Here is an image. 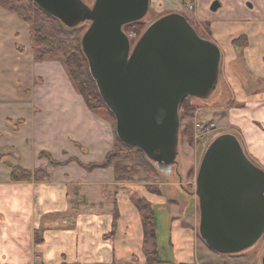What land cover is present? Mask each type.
<instances>
[{
    "label": "crops",
    "instance_id": "0c3cea01",
    "mask_svg": "<svg viewBox=\"0 0 264 264\" xmlns=\"http://www.w3.org/2000/svg\"><path fill=\"white\" fill-rule=\"evenodd\" d=\"M155 1L208 29L205 39L221 54L218 92L231 105L220 124L230 127L224 132L236 135L248 158L264 170V0H196L190 11L183 0ZM214 1L219 7L213 11ZM12 21L19 30L7 37L15 38L20 31L28 35L27 23L0 7V34ZM240 35L247 38L243 48L233 44ZM28 47L17 48L20 57L23 51L29 55L28 67L23 64L19 70L26 95L17 115L7 118L0 130V264H146L142 221L133 199L140 195L153 207L170 206L175 200L166 199L161 187L159 194L149 191L144 181L117 182L112 166L84 167L101 162L113 149V119L87 107L57 58L37 59ZM5 92L0 89V105L6 104ZM41 152L49 158L40 157ZM10 165L43 169L48 177L13 182ZM114 206L116 229L107 237ZM172 208L171 264L260 263L264 243L259 255L249 259L243 257L245 252L218 254L198 239L193 227L177 221Z\"/></svg>",
    "mask_w": 264,
    "mask_h": 264
},
{
    "label": "water",
    "instance_id": "95a60500",
    "mask_svg": "<svg viewBox=\"0 0 264 264\" xmlns=\"http://www.w3.org/2000/svg\"><path fill=\"white\" fill-rule=\"evenodd\" d=\"M67 27L82 23L81 48L115 120L117 137L141 149L160 172L179 177V106L217 88L221 54L187 18L172 12L150 23L134 45L123 26L143 19L150 0H32ZM219 3L210 7L216 10ZM199 236L212 251L235 255L264 235V170L233 133L205 149L195 178ZM264 264V252L260 263Z\"/></svg>",
    "mask_w": 264,
    "mask_h": 264
},
{
    "label": "rangeland",
    "instance_id": "374dc122",
    "mask_svg": "<svg viewBox=\"0 0 264 264\" xmlns=\"http://www.w3.org/2000/svg\"><path fill=\"white\" fill-rule=\"evenodd\" d=\"M89 6H91L94 0H83ZM158 2L152 0L149 2V8L145 17L138 24H131L129 26H123V31L130 37L131 45L133 46L146 27L152 23L155 19L168 13L177 12L178 9L173 7L160 8L157 6ZM183 9V7H182ZM194 10V9H193ZM186 11H190L187 9ZM180 14L184 16V13L180 11ZM16 19V18H14ZM189 23L194 27L196 32L202 36L207 37L208 29L203 27L195 26L189 19ZM22 25V24H21ZM25 25V24H23ZM26 27V26H25ZM5 34H0V89H4L7 99H5V105H0V130L5 128L7 118L17 115L18 107L20 102L24 99L26 91L24 85L20 84L21 73L19 72L23 64L29 65V55L23 51L24 55L20 57L21 52L17 48L26 50L29 49V39L26 33H22L15 38L12 35L6 36L7 33H11V30H19L17 22L12 21L7 23ZM87 25L82 28V34L86 30ZM29 44V45H28ZM28 52H32L29 50ZM34 52V51H33ZM1 61H4L2 64ZM17 68V75L14 74ZM17 77V78H16ZM6 100H9L6 102ZM225 98L218 92V88L212 91V93L205 99L196 97H188L184 100V103L179 106V132H178V144H177V162L179 167V177L175 173L174 168L169 175L162 173L155 166V172L147 173L139 166H136L135 172L130 176L132 181L138 180L139 182H147L148 187L160 190L162 188V195L166 199L175 200L170 202V206L166 205L163 207H154L157 231H156V246L159 257L164 264L172 263V248L170 241V231L172 227L171 213L176 214L177 221H181L183 225L193 227L196 231L198 239L201 241L199 236V208L198 198L195 194V178L197 175L198 167L202 158V155L207 146L213 141L219 134L225 133L224 131L231 130L230 127L220 124V118H223L225 111L231 107L229 103L225 102ZM191 107V109H189ZM108 115V111H102ZM223 115L222 117H220ZM111 116V115H110ZM113 119L114 125L115 120ZM207 125L208 123H214V128L207 131V129L197 128L196 124ZM9 128V127H8ZM2 137V136H1ZM6 137V135H4ZM1 140V139H0ZM18 142V135H17ZM251 160V159H250ZM162 184V186H161ZM150 191V190H149ZM137 195V194H136ZM137 195L135 197H139ZM264 243V235L262 238L251 248L245 250L244 256L247 259L250 256L257 257V250L259 251ZM199 245L201 247L202 243ZM241 254V253H240ZM235 255H225L237 256ZM242 257V258H243ZM240 260L239 258H234ZM228 260H226L227 262ZM246 261L245 258L241 262Z\"/></svg>",
    "mask_w": 264,
    "mask_h": 264
},
{
    "label": "trees",
    "instance_id": "16d2710c",
    "mask_svg": "<svg viewBox=\"0 0 264 264\" xmlns=\"http://www.w3.org/2000/svg\"><path fill=\"white\" fill-rule=\"evenodd\" d=\"M0 7L15 13L22 21L27 23L29 41L32 49L37 53V59L57 58L87 107L95 112L106 110L113 117L96 87L88 68L87 58L81 48L82 28L87 24L82 23L76 27H67L59 19L41 9L32 0H0ZM139 22H132L125 26L138 24ZM233 44L237 48H243L247 44L246 36L240 35L234 38ZM39 156L49 158L50 155L47 152H41ZM54 164L56 163L54 162ZM108 166L113 167L117 182L132 181L130 176L135 172L136 166L147 173L155 172V164L147 158L141 149L123 143L117 135L113 149L106 154L101 162L84 165L87 170ZM10 168V180L13 182L43 181L48 177L43 169L28 170L19 165H10ZM148 189L159 194L158 189L151 190L149 187ZM133 203L141 216L143 229L142 252L146 264L166 263L159 257L156 246L157 222L153 205L142 196L135 197ZM117 219L118 211L114 206L112 229L106 235L107 237L114 235ZM36 241H41L39 236H36Z\"/></svg>",
    "mask_w": 264,
    "mask_h": 264
},
{
    "label": "built area",
    "instance_id": "2783aa9c",
    "mask_svg": "<svg viewBox=\"0 0 264 264\" xmlns=\"http://www.w3.org/2000/svg\"><path fill=\"white\" fill-rule=\"evenodd\" d=\"M196 0H183L184 2V6L189 9V10H193L195 8V2ZM130 38V37H129ZM214 123H208L207 125H201V123H197L196 127L197 128H201V129H207V131H209L210 129L214 128Z\"/></svg>",
    "mask_w": 264,
    "mask_h": 264
}]
</instances>
